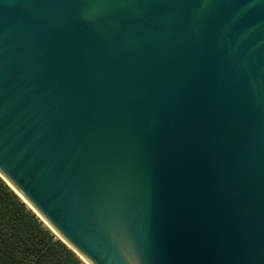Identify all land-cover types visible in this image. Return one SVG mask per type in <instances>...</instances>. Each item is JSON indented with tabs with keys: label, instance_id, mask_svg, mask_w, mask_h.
I'll use <instances>...</instances> for the list:
<instances>
[{
	"label": "water",
	"instance_id": "water-1",
	"mask_svg": "<svg viewBox=\"0 0 264 264\" xmlns=\"http://www.w3.org/2000/svg\"><path fill=\"white\" fill-rule=\"evenodd\" d=\"M0 177L85 264H264V0H0Z\"/></svg>",
	"mask_w": 264,
	"mask_h": 264
},
{
	"label": "trees",
	"instance_id": "trees-1",
	"mask_svg": "<svg viewBox=\"0 0 264 264\" xmlns=\"http://www.w3.org/2000/svg\"><path fill=\"white\" fill-rule=\"evenodd\" d=\"M0 264H85L1 177Z\"/></svg>",
	"mask_w": 264,
	"mask_h": 264
}]
</instances>
